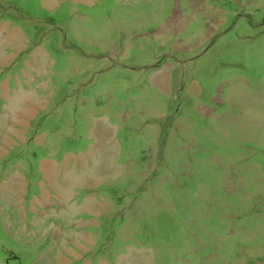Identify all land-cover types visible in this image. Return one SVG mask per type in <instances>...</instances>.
<instances>
[{
  "label": "rangeland",
  "instance_id": "obj_1",
  "mask_svg": "<svg viewBox=\"0 0 264 264\" xmlns=\"http://www.w3.org/2000/svg\"><path fill=\"white\" fill-rule=\"evenodd\" d=\"M0 264H264V0H0Z\"/></svg>",
  "mask_w": 264,
  "mask_h": 264
}]
</instances>
